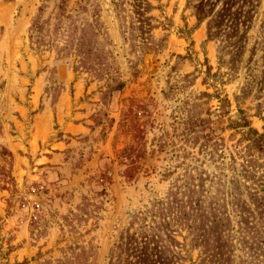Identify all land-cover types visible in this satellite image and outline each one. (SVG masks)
<instances>
[{
  "label": "rangeland",
  "instance_id": "1",
  "mask_svg": "<svg viewBox=\"0 0 264 264\" xmlns=\"http://www.w3.org/2000/svg\"><path fill=\"white\" fill-rule=\"evenodd\" d=\"M0 264H264V0H0Z\"/></svg>",
  "mask_w": 264,
  "mask_h": 264
},
{
  "label": "trees",
  "instance_id": "2",
  "mask_svg": "<svg viewBox=\"0 0 264 264\" xmlns=\"http://www.w3.org/2000/svg\"><path fill=\"white\" fill-rule=\"evenodd\" d=\"M129 245L131 246V248L129 249V251H127V253H129V252H131V253H135V252H137L136 249L132 248V247H133L132 242H129ZM145 247H146V249L143 248L145 251H146L148 248H150V247H147V246H145Z\"/></svg>",
  "mask_w": 264,
  "mask_h": 264
}]
</instances>
